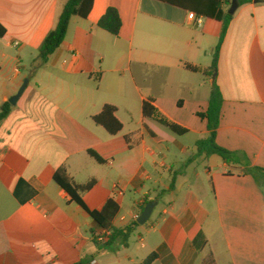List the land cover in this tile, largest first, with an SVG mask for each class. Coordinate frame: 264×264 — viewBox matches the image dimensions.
<instances>
[{
  "label": "crops",
  "instance_id": "0c3cea01",
  "mask_svg": "<svg viewBox=\"0 0 264 264\" xmlns=\"http://www.w3.org/2000/svg\"><path fill=\"white\" fill-rule=\"evenodd\" d=\"M67 2L0 0V109L29 80L0 122V264H142L153 253V264H202L210 254L216 264H264V2L237 10L215 79L203 72L224 24L202 17L197 27L157 0H95L41 60ZM109 8L122 20L118 37L99 27ZM215 81L224 98L216 143L228 161L196 147L209 137L198 113ZM147 101L187 134L146 118ZM105 106L117 108L116 135L94 121ZM63 166L79 185L94 181L81 194L89 210L115 203L114 229L156 201L150 221L97 242L101 229L54 181Z\"/></svg>",
  "mask_w": 264,
  "mask_h": 264
},
{
  "label": "trees",
  "instance_id": "16d2710c",
  "mask_svg": "<svg viewBox=\"0 0 264 264\" xmlns=\"http://www.w3.org/2000/svg\"><path fill=\"white\" fill-rule=\"evenodd\" d=\"M95 0H68L65 4L60 17L57 20L55 28L48 34L44 40L40 50L39 57L41 60L46 61L51 55H53L63 44L66 39L69 24L73 17H79L87 19L92 11ZM173 7L183 9L189 13H194L199 17H203L224 24V29L220 38V41L213 53V63L210 68L204 70L205 77L214 78L218 72L220 52L223 45V41L230 23L233 21L235 14H230V10L233 6V2H236L240 9L246 4H250L252 0H157ZM264 2L263 0H257V3ZM99 27L114 37L120 35L122 29V20L117 9L109 8L106 14L101 18ZM6 34L5 28L0 25V38ZM193 71H198L196 68H191ZM224 98L217 86L216 81L213 84V90L209 102V108L205 113H198V117L207 121V128L209 131V137L206 140H200L197 142L196 147L201 155H204L207 159L212 155H219L225 160H229L231 153L224 148L220 147L216 143L217 131L220 127L222 118V106ZM143 115L146 118H153L162 126L168 128L171 132L177 135L187 134V130L179 127L178 125L168 121L164 117L158 115L155 108L151 105V102L147 101L143 103ZM10 103L4 104L0 109V122L3 121L10 113ZM117 108L113 106H105L102 112L94 117V121L97 125L103 126L111 135L118 134L123 126L116 118ZM98 162L102 163L103 160L94 152H90ZM54 181L57 183L67 194L71 197V200L77 205L81 206L97 224L101 231H111L110 241L117 236L129 237L134 231V227L139 226L138 222L127 227L123 230L114 229L112 221L117 211V206L110 200L102 211H91L87 208L81 198V194L89 191L94 181L87 185L77 184L70 176L67 167L63 166L59 168L55 175ZM175 180H172L171 189L174 188ZM110 243V242H109ZM208 239L204 233H200L193 241L195 249L202 253L208 247ZM158 258L156 253L150 255V257L142 264H153ZM202 264H216L213 256L210 254L204 260Z\"/></svg>",
  "mask_w": 264,
  "mask_h": 264
},
{
  "label": "water",
  "instance_id": "95a60500",
  "mask_svg": "<svg viewBox=\"0 0 264 264\" xmlns=\"http://www.w3.org/2000/svg\"><path fill=\"white\" fill-rule=\"evenodd\" d=\"M238 8H239L238 4L236 2H233V6H232V8L230 10V14H232V15L235 14L237 12ZM215 77H214V79H215ZM28 82H29V80L26 79L25 82H24V84H23V86L19 90L18 94L11 99V101H10L11 105L15 106L17 104V102L19 101V99L23 95V93H24V91H25V89L27 87ZM157 205H158V202H156V201L150 202L146 206L145 210L139 216L137 222L140 225H143V226L146 225L150 221V218L152 216V213H153V211H154V209H155V207Z\"/></svg>",
  "mask_w": 264,
  "mask_h": 264
},
{
  "label": "built area",
  "instance_id": "2783aa9c",
  "mask_svg": "<svg viewBox=\"0 0 264 264\" xmlns=\"http://www.w3.org/2000/svg\"><path fill=\"white\" fill-rule=\"evenodd\" d=\"M189 20L195 23V26L200 27L203 23L202 17L197 16L194 13H189ZM18 45V44H17ZM111 231L105 230L102 231L96 238V241L99 243L106 244L110 241Z\"/></svg>",
  "mask_w": 264,
  "mask_h": 264
},
{
  "label": "rangeland",
  "instance_id": "374dc122",
  "mask_svg": "<svg viewBox=\"0 0 264 264\" xmlns=\"http://www.w3.org/2000/svg\"><path fill=\"white\" fill-rule=\"evenodd\" d=\"M201 166H202V164L201 163H199Z\"/></svg>",
  "mask_w": 264,
  "mask_h": 264
}]
</instances>
